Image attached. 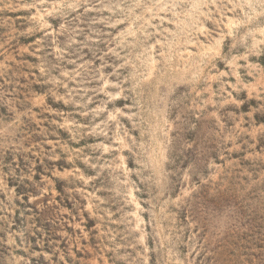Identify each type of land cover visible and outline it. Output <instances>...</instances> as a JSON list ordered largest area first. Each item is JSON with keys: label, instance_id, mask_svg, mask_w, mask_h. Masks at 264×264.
Segmentation results:
<instances>
[{"label": "rangeland", "instance_id": "obj_1", "mask_svg": "<svg viewBox=\"0 0 264 264\" xmlns=\"http://www.w3.org/2000/svg\"><path fill=\"white\" fill-rule=\"evenodd\" d=\"M0 264H264V0H0Z\"/></svg>", "mask_w": 264, "mask_h": 264}]
</instances>
